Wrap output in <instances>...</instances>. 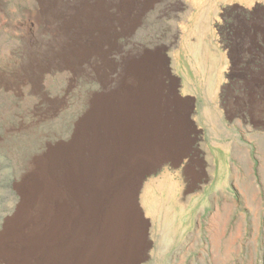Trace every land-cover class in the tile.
Listing matches in <instances>:
<instances>
[{
    "label": "crops",
    "instance_id": "1",
    "mask_svg": "<svg viewBox=\"0 0 264 264\" xmlns=\"http://www.w3.org/2000/svg\"><path fill=\"white\" fill-rule=\"evenodd\" d=\"M186 51L187 64L154 66L146 80L99 67L74 83L70 131L54 153L48 137L42 145L38 235L23 256L11 249L8 264H175L177 251L191 264L192 250H219V234L242 232L256 208L264 129L257 135L248 98L234 91L261 87L225 82L218 51L201 38Z\"/></svg>",
    "mask_w": 264,
    "mask_h": 264
},
{
    "label": "rangeland",
    "instance_id": "2",
    "mask_svg": "<svg viewBox=\"0 0 264 264\" xmlns=\"http://www.w3.org/2000/svg\"><path fill=\"white\" fill-rule=\"evenodd\" d=\"M0 7V73H5L19 61L18 52L23 49L25 36L22 22L26 14L35 11L36 4L33 0H0ZM113 9L114 5L107 0V52L94 60L90 76L95 75L99 67H105L104 72L118 67L130 55L147 58L154 66L185 65L188 43L201 38L218 51L219 69L224 71L225 82L232 77H248L261 87L234 92L241 100L248 98L250 112L255 115L257 135L264 129V0H146L138 20L122 30L111 24ZM140 72L120 70L118 78L141 81L152 76ZM86 77L77 78L73 83H67L62 75L44 78L41 103L23 92L15 97L0 89V236L10 229L11 249H16L20 256L25 250L23 243L32 241L39 229L38 213L29 216L20 213L21 180L27 163L31 157L41 154L46 137L52 141L54 153L57 135L62 137L70 131L74 83H86L90 80ZM83 91H87L86 86L80 90ZM232 92L219 89V96L228 97ZM38 105L44 118L30 129H20V125L30 123L32 108ZM247 107L241 105V120ZM256 159L260 163L257 202L256 208L248 211L247 226L239 234L234 228L219 234V250H192L191 264H264V153L257 150ZM239 197L248 200L246 187H240ZM15 229L19 231L16 233ZM182 259L183 251H177L172 261L183 264ZM0 264H8L4 253H0ZM186 264H189L187 259Z\"/></svg>",
    "mask_w": 264,
    "mask_h": 264
},
{
    "label": "bare ground",
    "instance_id": "3",
    "mask_svg": "<svg viewBox=\"0 0 264 264\" xmlns=\"http://www.w3.org/2000/svg\"><path fill=\"white\" fill-rule=\"evenodd\" d=\"M33 1L36 4L35 11L26 14V20L22 22L25 36L23 49L18 52L21 59L19 58L17 64L9 71L0 73V89L15 97L21 96V92H23L41 103L44 78L62 75L66 78L67 83H73V80L80 77L84 78L85 75L87 80L91 78L90 68L94 60H97L100 54L102 56L107 52V0ZM145 1L110 0L114 5L113 10L115 12L111 18L113 19L112 22L110 21L112 26L115 29L122 30L124 27L127 29L138 20L140 8ZM92 7H95L94 13H92ZM109 10L111 9L109 8ZM146 59H142L140 55H130L118 67L120 70L142 69L140 71L154 67L148 61L149 59ZM42 111L40 105L32 108L30 123L19 124L20 129H30L39 123L44 118ZM41 154L39 153L29 159L21 180L22 206L20 213L28 216L37 214L40 210V195L44 178ZM15 230L16 233L19 231V229ZM11 246L12 233L10 229H7L0 236V253H4L9 257Z\"/></svg>",
    "mask_w": 264,
    "mask_h": 264
}]
</instances>
